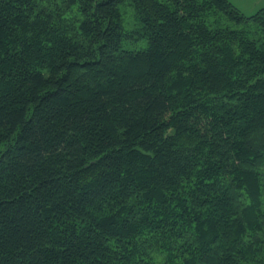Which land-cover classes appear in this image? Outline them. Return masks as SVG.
<instances>
[{
  "label": "trees",
  "instance_id": "trees-1",
  "mask_svg": "<svg viewBox=\"0 0 264 264\" xmlns=\"http://www.w3.org/2000/svg\"><path fill=\"white\" fill-rule=\"evenodd\" d=\"M0 264H264V8L0 0Z\"/></svg>",
  "mask_w": 264,
  "mask_h": 264
},
{
  "label": "rangeland",
  "instance_id": "rangeland-1",
  "mask_svg": "<svg viewBox=\"0 0 264 264\" xmlns=\"http://www.w3.org/2000/svg\"><path fill=\"white\" fill-rule=\"evenodd\" d=\"M238 4L240 7H236L243 15L251 16L256 13L259 9L264 8V0H230ZM252 5V7L250 6ZM120 12L123 16V22L128 26V29L135 27L136 18L134 16L133 10L128 6H122Z\"/></svg>",
  "mask_w": 264,
  "mask_h": 264
},
{
  "label": "crops",
  "instance_id": "crops-1",
  "mask_svg": "<svg viewBox=\"0 0 264 264\" xmlns=\"http://www.w3.org/2000/svg\"><path fill=\"white\" fill-rule=\"evenodd\" d=\"M233 6H235V7H240V6H238V4H236V3H234L233 1H230V0H228ZM249 3H250V1L249 0H247ZM250 6L252 7V5L250 4Z\"/></svg>",
  "mask_w": 264,
  "mask_h": 264
}]
</instances>
